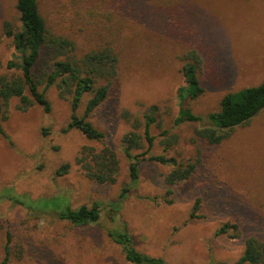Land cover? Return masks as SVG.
<instances>
[{
	"label": "rangeland",
	"instance_id": "1",
	"mask_svg": "<svg viewBox=\"0 0 264 264\" xmlns=\"http://www.w3.org/2000/svg\"><path fill=\"white\" fill-rule=\"evenodd\" d=\"M51 29L77 43L78 50L113 37L120 39L118 91L88 119L104 132L102 140L85 137L78 129L62 131L69 121V103L50 87L51 109L38 104L17 108L13 97L0 133V262L8 230L11 254L7 264H131L107 230L125 222L134 248L163 258L168 264H233L243 239H264V109L215 145L202 144L195 130L208 124L222 96L264 80V0H39ZM15 0H0V71L13 46L4 34L6 20L17 24ZM99 45V44H98ZM97 46V45H95ZM194 47L200 55L198 75L203 92L187 98V107L201 121L174 124L178 88L184 85L181 57ZM158 106L159 124L148 154L176 162L201 155L197 172L164 195V175L170 162L148 159L139 163V176L130 181L129 160L121 138L132 129L122 112L142 119L150 105ZM83 111V107L79 112ZM143 121L137 131L142 134ZM175 142L164 149L168 134ZM133 153H140L146 148ZM113 149L119 160L114 183L89 179L75 163L84 146ZM201 152V153H200ZM68 162L65 172L57 169ZM126 191L121 193L123 188ZM13 189L36 201L64 195L72 207L100 204L97 222L76 226L49 208L12 204L1 192ZM199 199L197 218H189ZM234 222L241 237L217 234Z\"/></svg>",
	"mask_w": 264,
	"mask_h": 264
},
{
	"label": "trees",
	"instance_id": "2",
	"mask_svg": "<svg viewBox=\"0 0 264 264\" xmlns=\"http://www.w3.org/2000/svg\"><path fill=\"white\" fill-rule=\"evenodd\" d=\"M17 24L6 20L3 31L11 40L13 52L5 63V69L0 71V133L7 135L1 127V122L7 118V107L11 98L19 99L17 108L26 110L32 104H38L49 112L50 101L47 91L50 87L57 89L58 96L69 103V121L62 131L78 129L85 137L92 140H102L104 132L98 129L88 116L99 109L118 91L119 84V50L115 46L120 39H103L89 49L78 50L77 43L69 37L54 32L47 24L40 11L39 0H15ZM99 44V45H98ZM201 65L199 52L191 47L181 57L180 72L184 78V85L178 88V112L174 124L196 122L202 116L193 113L187 107V98L195 99L203 92L198 70ZM83 107V111L79 109ZM264 109V80L257 85L247 86L225 93L216 111L206 115L208 124L195 130V136L202 140L201 145H215L229 137L233 129L246 124L259 111ZM158 106L150 105L149 111L142 119L133 116L128 110L122 116L130 122L132 129L121 138V146L129 160L128 171L133 183L139 176V163L148 154L153 145L154 136L150 133V126L158 120ZM143 121L140 134L137 129ZM161 135L168 134V130L161 129ZM175 134H168L164 140V149H168L175 142ZM146 142V148L140 153H133L136 148H142L141 140ZM201 153V152H200ZM149 160L160 163L170 162L172 168L164 175L165 198L171 199L173 187L197 172L201 155L193 161L176 162L165 155L148 154ZM84 174L97 183H114L119 170V160L113 149L104 145L100 149L84 146L75 157ZM70 164L65 162L57 172H65ZM123 188L121 193L126 191ZM12 204L31 209H53L57 217L76 226L95 223L100 217V204L72 207L64 195L56 194L33 201L26 194H19L13 189L1 192ZM199 199L192 206L189 218H197L199 214ZM217 234H228L232 238L241 237V229L234 222L223 223L216 231ZM109 238L116 243L126 261L131 264H168L161 257H154L142 253L134 248L130 233L125 222L119 227L107 230ZM3 246L4 256L0 264H7L11 249V234L7 230ZM215 264H228L216 262ZM233 264H264V239L258 235H248L243 239V250L240 257Z\"/></svg>",
	"mask_w": 264,
	"mask_h": 264
}]
</instances>
